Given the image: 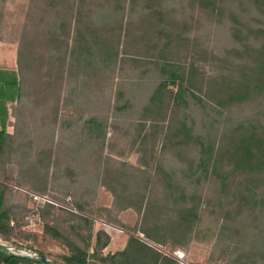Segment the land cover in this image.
Masks as SVG:
<instances>
[{
  "label": "trees",
  "instance_id": "trees-1",
  "mask_svg": "<svg viewBox=\"0 0 264 264\" xmlns=\"http://www.w3.org/2000/svg\"><path fill=\"white\" fill-rule=\"evenodd\" d=\"M10 1L0 0V40L18 44L17 70L0 69V100L15 104L16 124L0 128V156L17 152L21 173L51 169L63 187L110 177L113 206L151 223L145 235L205 232L227 264H264V0H26L17 20ZM206 60L212 75L198 65ZM116 128L133 130L140 165L106 151ZM8 186L4 237L14 228ZM75 198L68 211L84 246L44 221L69 249L64 264H131L134 254L158 263L161 252L135 236L105 254L110 235ZM0 264L43 263L0 250Z\"/></svg>",
  "mask_w": 264,
  "mask_h": 264
},
{
  "label": "rangeland",
  "instance_id": "rangeland-1",
  "mask_svg": "<svg viewBox=\"0 0 264 264\" xmlns=\"http://www.w3.org/2000/svg\"><path fill=\"white\" fill-rule=\"evenodd\" d=\"M25 2L26 0H11L7 7V17L12 20L22 17V9ZM17 50V43L0 40V68L17 70ZM198 65L203 67L209 75L217 71L213 66L214 63H211L210 60L200 61ZM6 105V118L2 122L4 121L7 130L13 133L16 124V118L13 115L15 104L8 101ZM133 136V130L130 133H125L121 128L110 129L107 135L106 151L131 164L140 165L142 162L140 154L136 151V146L133 143ZM160 146L161 143L158 148ZM35 148L39 149L37 146ZM50 149V146L46 149H41L43 153L40 157L46 165L51 162L52 151L50 152ZM19 160L20 157L17 152L16 155L15 153L6 152L3 156H0V183L9 185L6 188V198L7 206L13 218L12 225L14 226L8 236L4 237L0 234V243L6 244L11 250L19 252L27 249L32 253L36 252V257H40L39 253L43 252L47 254L49 260H53L57 264H64L61 255L68 253L69 249L61 240L45 232V219L52 220L56 226L70 234L83 246L85 245L82 238V234H85L82 228L83 223L73 213L68 211L70 209L56 207L53 209L46 208L42 211L45 205L35 202L24 193L30 191L47 194L54 200L68 204L72 208H75L76 205L75 197L84 196L89 201L93 211L81 212L78 210L81 214L91 216L94 219H110L111 223L122 231L123 237L129 239L130 236H135L148 245L153 246L161 252L160 254L156 253L158 257L157 264H179L172 257L174 252L178 250L184 252L185 259L190 264H227L225 255H221L213 249L215 239H210L205 232L198 233L195 230L194 233H187L178 239L167 235L163 242L156 237L142 233L141 230L148 226L151 227V223L147 222L144 224L142 215L133 208L118 210L113 206V193L107 185H104L105 180H107L106 184L111 185L113 179L110 177L104 179L102 175L96 176L86 173L78 177L79 181L72 183L69 187H63L53 181L50 173L51 169L47 176H40L37 173L25 176L21 173ZM158 188L162 189L160 186H157ZM158 197L161 198L160 196ZM96 224L97 221H95ZM100 224L103 225V223ZM206 228L204 227V230ZM120 247L118 245L112 249L111 247L106 248L104 253L118 251ZM144 260L146 258L143 255L134 254L131 264H143Z\"/></svg>",
  "mask_w": 264,
  "mask_h": 264
},
{
  "label": "crops",
  "instance_id": "crops-1",
  "mask_svg": "<svg viewBox=\"0 0 264 264\" xmlns=\"http://www.w3.org/2000/svg\"><path fill=\"white\" fill-rule=\"evenodd\" d=\"M4 70H15V69H8V68H0ZM6 102L0 100V128L5 125L4 120L6 118L7 108H6ZM6 126V125H5ZM95 221H97V224L95 225V229H104L111 237V242L107 248L111 249L115 246H121L118 250H123L128 242V239L126 237H123L124 234H122V231L116 228L115 225L112 223H108L103 219L95 218ZM100 223H103L100 224ZM80 243V242H79ZM81 244V243H80ZM93 249H91L92 251ZM114 252V251H112Z\"/></svg>",
  "mask_w": 264,
  "mask_h": 264
},
{
  "label": "built area",
  "instance_id": "built-area-1",
  "mask_svg": "<svg viewBox=\"0 0 264 264\" xmlns=\"http://www.w3.org/2000/svg\"><path fill=\"white\" fill-rule=\"evenodd\" d=\"M27 192L30 194L31 198L39 204L40 203L41 204L52 203V204H55V205L60 206V207L68 208L72 211H76V209L72 208V206L65 204V203H60V202L54 200L53 198H51L50 196H48L47 194H40V193L30 192V191H27ZM8 249H9V251L11 250V248H8ZM11 253L17 254V255H22V256H27L30 258H38V257H36L37 256L36 252L32 253L30 250H27V249L20 250L19 252L11 250ZM172 257L179 264H190L189 262L186 261L184 252H182L180 250L175 251L174 254L172 255Z\"/></svg>",
  "mask_w": 264,
  "mask_h": 264
},
{
  "label": "water",
  "instance_id": "water-1",
  "mask_svg": "<svg viewBox=\"0 0 264 264\" xmlns=\"http://www.w3.org/2000/svg\"><path fill=\"white\" fill-rule=\"evenodd\" d=\"M0 250H9L6 244L0 243ZM37 261L43 263V264H53L48 258L46 257H38L35 258Z\"/></svg>",
  "mask_w": 264,
  "mask_h": 264
}]
</instances>
